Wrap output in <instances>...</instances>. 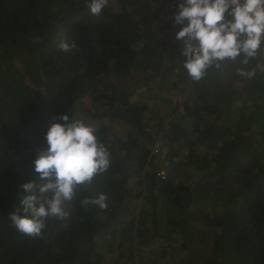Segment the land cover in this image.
Masks as SVG:
<instances>
[{
	"label": "trees",
	"instance_id": "1",
	"mask_svg": "<svg viewBox=\"0 0 264 264\" xmlns=\"http://www.w3.org/2000/svg\"><path fill=\"white\" fill-rule=\"evenodd\" d=\"M166 3L0 0V264H264V70L240 107L208 103L185 66L197 35L172 37ZM171 74L186 94L156 146L200 171L190 184L104 122L141 125L129 96Z\"/></svg>",
	"mask_w": 264,
	"mask_h": 264
},
{
	"label": "crops",
	"instance_id": "2",
	"mask_svg": "<svg viewBox=\"0 0 264 264\" xmlns=\"http://www.w3.org/2000/svg\"><path fill=\"white\" fill-rule=\"evenodd\" d=\"M177 18L180 20V22H174V24H171L172 29L174 26H176V29L180 33V37L189 36L192 39L196 35L195 31L191 29L190 25L186 21L179 17ZM256 25L262 24L257 23L255 20H251L247 24H239L236 22L232 23L231 19L229 18L223 25L215 27L209 35L207 51L205 53L207 58L209 57V60L204 61L207 63V65L210 64L211 59L214 61L215 53L217 57H220V53L225 49H228V47L232 49L234 55L238 56L235 58V61L230 64L223 62L222 60H218L220 58H217L215 61V65L219 67V69L216 70L217 74L210 73L209 68L204 67V70H198L194 75L202 83L207 84L203 89L206 93L202 94V96L205 97V100H207L208 103L213 104L216 102L218 106L217 108L220 111H224L227 108L230 110L228 101L231 98L233 100L238 99L240 103L236 105H239L240 107L243 103L241 100L244 98L245 91L249 92V89H247V84L252 80L251 76H254V74L258 72V69L264 70L262 65H260V60H264V34L260 35L254 30ZM227 28H229L230 31L234 29V33L226 35L225 30ZM234 35L236 37H233ZM237 36L245 37L240 40H236ZM184 44L185 41H182L181 45ZM190 48L191 47L189 46L186 49L188 56ZM260 48L261 54H259ZM243 52L245 55L242 54ZM232 70L235 71L234 75H236L238 78L236 82L230 81L235 82V84L238 83V85L234 84V88L230 89L226 84L225 78L230 77ZM159 79L160 76H156L152 81L153 84L143 85L139 88L136 87L134 92L129 96L130 101H141L147 105L142 124L138 126L132 125L131 129L134 131V134L137 135L140 141L143 142L144 146L150 149V153L153 156V163L155 164V167H158V169L165 166L162 163L166 162L167 158H165L166 156L162 150V147H160V150L158 149L157 153H154L153 149L155 147L158 148L156 146V142L162 133L161 131L163 126L168 120L172 119L173 108H175L177 102L179 103V101L186 94L185 92L181 93L179 91V85H181L182 82L178 83L177 85H174V83L171 82L176 81V77H174L172 74L169 76L168 81H163V85L161 86L158 85ZM224 98L226 99L227 107L223 103ZM90 104L91 103H85V106ZM236 105L231 109L233 112H235L232 115H236V113L238 114ZM151 114H155L156 116L154 117ZM214 116L215 112H204L202 119L205 122L212 121V123H216ZM225 117L226 116L222 118V122L220 123L223 124V126L226 123ZM105 118L104 122L106 123L108 132L111 135H120L123 137V139H126L130 136V132L127 131L116 120L109 119L110 121L107 122L105 121ZM151 118L153 119L150 120ZM161 122L162 124L160 125ZM153 137L155 138L154 143L152 142ZM163 168H166L168 173L167 175L173 180L184 182L185 184L195 182L200 176V171L197 170L193 165L176 167L175 165L171 166V164L168 162V164ZM163 197L164 196H162L161 199H163ZM157 212H162L161 205L158 206ZM156 243L157 242H154V244Z\"/></svg>",
	"mask_w": 264,
	"mask_h": 264
},
{
	"label": "built area",
	"instance_id": "3",
	"mask_svg": "<svg viewBox=\"0 0 264 264\" xmlns=\"http://www.w3.org/2000/svg\"><path fill=\"white\" fill-rule=\"evenodd\" d=\"M170 7L197 32L196 43L185 63L190 70L198 66L214 27L224 24L229 18L242 24L255 19L258 14L264 15V0H172ZM153 151L158 152V149L155 147ZM156 174L164 179L167 170L160 168Z\"/></svg>",
	"mask_w": 264,
	"mask_h": 264
},
{
	"label": "rangeland",
	"instance_id": "4",
	"mask_svg": "<svg viewBox=\"0 0 264 264\" xmlns=\"http://www.w3.org/2000/svg\"><path fill=\"white\" fill-rule=\"evenodd\" d=\"M253 20H255L257 23H261L262 24V25H256L255 28H254V30L257 33H259L260 35H263L264 34V16H262V14H258L257 17L255 19H253ZM225 33H226V35H229V34L232 33V31H230L229 28H227L225 30ZM172 37L173 38H176V39L180 38V33L176 29V26H174V28L172 30ZM184 37H186V36H184ZM186 38H187V41H190L191 40V38L189 36L186 37ZM237 40H240V39H238V36H237ZM228 49L231 50L230 47H228ZM228 49H225L223 52L220 53V58H221V60L223 62H226V63H229L230 64V63H233L235 61L236 55L232 54L231 56H229L230 54L228 52ZM262 51H263V49H262ZM259 54H261V48L259 49ZM260 65H262V68H264V60H260ZM262 71L263 70H261V72ZM234 72L235 71L232 70L231 71L232 74L230 75V77L229 78H225L226 84H227V86L230 89L234 88V84H235V82H236V80L238 78L236 75H234ZM251 78H256V75L251 76ZM230 80L231 81H235V82H231ZM235 85H238V83H236ZM83 101H84V103L89 104V102H91V98L90 97H84L83 98ZM84 107H85V104L81 105L80 106V109H83ZM105 121L109 122L110 120H109V118H105ZM116 121L119 124H121L127 131H129L130 132V135H132L134 133V131L131 129V123H125V122L120 121V120H116ZM154 153H157V152H154ZM162 164H164L166 166L168 164V161L163 162ZM165 166H163V167H165ZM163 167H161V168H163ZM164 169L166 170V168H164ZM163 246L164 247H167L168 245H167V243H164ZM146 251L147 250L145 248V250H144V252H142V254L148 255Z\"/></svg>",
	"mask_w": 264,
	"mask_h": 264
},
{
	"label": "clouds",
	"instance_id": "5",
	"mask_svg": "<svg viewBox=\"0 0 264 264\" xmlns=\"http://www.w3.org/2000/svg\"><path fill=\"white\" fill-rule=\"evenodd\" d=\"M172 0H167V3H166V6H167V8H166V11L168 12V13H171L172 15H176V16H178L179 18H181V16L178 14V13H175L174 11H172L171 10V7H170V2H171ZM182 1H184V0H182ZM182 19V18H181ZM234 23H235V21L232 19V18H230ZM184 20V19H183ZM184 21H186V20H184ZM227 21V20H226ZM189 25H190V23L188 22V21H186ZM250 22V21H249ZM248 23V22H247ZM247 23H242V24H247ZM223 25V24H222ZM190 27H191V29H193L192 28V26L190 25ZM215 28V27H214ZM213 28V29H214ZM212 29V30H213ZM194 30V29H193ZM211 30V31H212ZM195 31V30H194ZM211 31H210V33H211ZM195 33H196V35H197V32L195 31ZM210 33H209V35H210ZM208 39H209V37H208ZM194 46V45H193ZM207 46H208V41H207ZM192 49V47L190 48V50ZM206 50H207V48H206ZM205 50V51H206ZM204 51V52H205ZM189 55H190V52H189ZM202 57V56H201ZM188 58H189V56H188ZM188 60V59H187ZM186 60V61H187ZM186 63V62H185ZM199 65V64H198ZM185 66H186V64H185ZM187 67V66H186ZM188 68V67H187ZM189 69V68H188ZM194 70V69H193ZM190 71H192V70H190ZM198 71V66L195 68V72L192 74V75H194L196 72Z\"/></svg>",
	"mask_w": 264,
	"mask_h": 264
}]
</instances>
